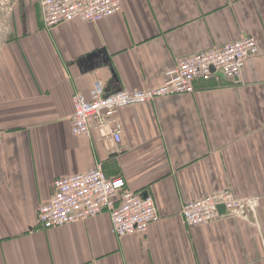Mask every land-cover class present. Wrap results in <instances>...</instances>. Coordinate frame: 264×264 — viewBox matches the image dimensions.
Returning a JSON list of instances; mask_svg holds the SVG:
<instances>
[{
	"label": "crops",
	"instance_id": "obj_1",
	"mask_svg": "<svg viewBox=\"0 0 264 264\" xmlns=\"http://www.w3.org/2000/svg\"><path fill=\"white\" fill-rule=\"evenodd\" d=\"M121 2L98 22L50 29L38 4L0 3V264H264V0ZM246 35L260 53L240 81L221 74L193 93L120 109L119 142L98 129L72 133L73 94L90 97L95 80L155 88L180 60ZM102 50L110 62L90 59ZM98 163L154 197L159 216L146 233L116 236L108 212L39 224L54 180ZM225 189L258 197L257 220L228 212L184 223L186 202Z\"/></svg>",
	"mask_w": 264,
	"mask_h": 264
},
{
	"label": "built area",
	"instance_id": "obj_2",
	"mask_svg": "<svg viewBox=\"0 0 264 264\" xmlns=\"http://www.w3.org/2000/svg\"><path fill=\"white\" fill-rule=\"evenodd\" d=\"M30 1L40 6L48 29L74 19L98 22L122 11L121 0ZM259 53L258 39L246 35L180 60L165 72L164 82L155 88L110 90L97 79L90 97L81 91L73 94L72 133L89 137L93 129H98L101 138L111 137L119 142L123 132L118 116L120 109L161 96L193 93L198 81H220L221 74L238 82L248 59ZM219 205H224L231 215L257 220L259 198L240 197L230 189L189 200L182 207L181 216L188 227L211 223L222 216ZM104 212L110 214L112 232L118 237L146 233L159 216L157 203L151 194L143 195L128 189L124 176L109 175L104 165L98 163L88 171L57 177L52 197L41 203L38 209V222L45 227H57Z\"/></svg>",
	"mask_w": 264,
	"mask_h": 264
},
{
	"label": "water",
	"instance_id": "obj_3",
	"mask_svg": "<svg viewBox=\"0 0 264 264\" xmlns=\"http://www.w3.org/2000/svg\"><path fill=\"white\" fill-rule=\"evenodd\" d=\"M99 56L102 57V61L103 62H105V63L110 62V59H109V57L107 56V54H106V52L104 50L99 51L98 53L90 56V59L91 58L94 59V58L99 57ZM95 67H96L95 66V63H92V66L89 69L91 70V69H94ZM114 78L117 79V76H116L115 73H114ZM218 209H219V213L220 214H226V213H228V211H227V209L225 208L224 205H219Z\"/></svg>",
	"mask_w": 264,
	"mask_h": 264
},
{
	"label": "rangeland",
	"instance_id": "obj_4",
	"mask_svg": "<svg viewBox=\"0 0 264 264\" xmlns=\"http://www.w3.org/2000/svg\"><path fill=\"white\" fill-rule=\"evenodd\" d=\"M0 26H1V22H0Z\"/></svg>",
	"mask_w": 264,
	"mask_h": 264
}]
</instances>
